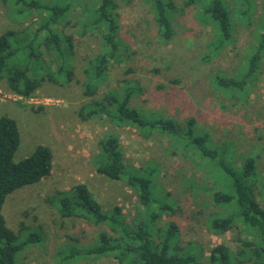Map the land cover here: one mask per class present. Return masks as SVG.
Wrapping results in <instances>:
<instances>
[{"label":"rangeland","instance_id":"1","mask_svg":"<svg viewBox=\"0 0 264 264\" xmlns=\"http://www.w3.org/2000/svg\"><path fill=\"white\" fill-rule=\"evenodd\" d=\"M38 1L51 4V0ZM116 1L121 26L119 41L127 46L124 50L128 56L123 55L121 63L108 64L107 78L94 98L121 90L126 81L136 82L139 91L132 98V106L156 116L172 117L182 126L193 118L200 131L210 133L216 147H228L236 168L244 157L253 156L257 163L255 192L264 207L257 189L264 181V57L251 84L238 87L229 81H241L245 75L248 53L256 46L264 0H224L231 15L232 37L228 44H221L217 23L202 12L209 0L191 6H186L187 0H175L179 13L173 18L174 37L169 45L162 44L157 37L153 14L145 0ZM250 4L254 8L252 22L248 23V15L243 12ZM85 6L86 3H73L72 24L64 29L73 38L74 56L62 61L66 69L74 64L73 80L65 82L60 77L58 83L42 82L32 96L45 105L0 102V118L9 115L18 124L20 144L15 162L31 155L40 145L53 152L51 175L36 185L16 190L3 205L7 226L17 235V243L23 244L15 264H118L111 256L88 253L100 233H112L107 226L89 225L80 217L63 218L48 201L56 191L69 192L74 185L83 183L105 211L120 206L126 222H134L139 210L136 190L124 180H110L97 174L92 165L99 140L111 133L120 139L125 162L152 177V210L158 211L167 204L173 207L154 222L149 220L148 226L157 241V236H163L164 229L173 222L178 233L171 239V253H191L202 264H211V250L223 244L234 258L241 257L242 250L251 255V250L243 247L242 239L247 234L239 221L222 234L211 228L213 217L239 214L236 204L217 206L211 199L210 188L220 189L214 185L216 178L212 174H219L214 164L200 159L167 132L155 130L146 137L136 127L79 117L78 111L92 99L84 95V70L103 48L100 29L92 26L85 34L81 32L87 19L89 28L96 19L93 8ZM10 8L9 2L0 0V34L6 30L21 31L39 20L38 16L26 20L32 13L26 8ZM19 10L24 12L18 13ZM25 45H29V38L23 43L13 41V48L20 51L8 64L21 69L31 68L32 63L42 65L41 59L30 57V47L22 48ZM48 60L55 76V65ZM221 79L224 84H219ZM0 88L10 91L5 80L0 82ZM33 235H40L39 242H28ZM137 259L136 253H130L125 263ZM252 262L254 258L245 264Z\"/></svg>","mask_w":264,"mask_h":264},{"label":"trees","instance_id":"2","mask_svg":"<svg viewBox=\"0 0 264 264\" xmlns=\"http://www.w3.org/2000/svg\"><path fill=\"white\" fill-rule=\"evenodd\" d=\"M2 1L9 2L11 8L19 6L31 11L26 20L37 16L39 18L33 26H28L32 31L26 28L21 31L6 30L0 34V82L5 80L10 91L26 97L36 94L45 80L53 83H58L60 77L65 82L73 80L74 64L71 63L66 69L63 63L74 56L73 38L66 35L64 29L72 24L71 13L74 2L86 3V8H93L92 12L96 19L90 28L87 19L86 24L81 26V32L85 34L88 29L93 28L92 26L100 29L103 32V48L94 59L88 61L84 70V95L92 99L78 111L79 117L82 120L100 118L119 127H136L146 137L155 130L167 132L186 149L194 151L200 159L214 164L219 170L218 175L212 174L216 178L214 185H219L220 189L210 188L211 199L217 206L236 204L239 214L236 217L215 216L211 228L215 233L222 234L233 229L239 221L244 225L247 234L245 240L241 238L243 247L249 248L252 254H245L242 250L239 252L241 257L234 258L227 246L219 244L211 250L210 262L211 264H245L254 258V262L250 264H264V207L257 200L255 192L256 158L244 157L240 167L236 168L233 165L234 156L232 159L228 147L226 145L216 147L210 133L200 131L193 118L185 121L182 126L177 119L156 116L154 112L132 106V98L139 91L136 82L126 81V85L121 90L106 92L101 98H94L107 78L108 64L121 63L123 55H127L124 50L127 46H123L119 41L121 26L117 12L118 2L93 0L90 4L89 0H51V4H46L38 0ZM145 2L151 8L157 37L162 44L169 45L174 37L173 18L179 13V7L175 0H145ZM196 3H204V0H187L186 6L197 5ZM206 5L202 8L203 14L217 23L221 44H228L232 37L229 8L224 0H209ZM253 8L254 6L250 4L248 10L243 12L248 15V23L252 22ZM23 12V10L18 11V13ZM258 23L260 24L257 26L256 46L248 53L243 79L229 80L234 86L244 87L247 83L251 84V78L264 57V12ZM26 31H30V34ZM27 38L29 45L22 48L30 47V57L41 59L44 65L37 66L32 63L29 64L31 68L26 69L10 66L8 60L20 51V48H13V41L23 43ZM47 59L50 60H48L50 65H55V76H52L53 73L50 71L52 68L49 67ZM244 63L245 59L242 64ZM39 72H42L41 76H35ZM224 83L223 79L219 81V84ZM19 144L20 132L16 120L8 115L2 116L0 118V264H15V256L23 247V244L17 243V235L7 226L3 215L2 209L6 198L22 187L36 185L49 177L53 170V152L45 145L38 146L31 155L15 162L14 155ZM92 165L97 174L110 180H124L128 186L136 190L139 210L137 218L130 224L126 222L120 206L105 211L88 186L83 183L74 185L69 192L56 191L53 197H49L48 201L61 217H80L89 225H105L110 229L111 234L108 232L99 234L97 242L89 247V254H96L99 257L111 256L118 264H202L194 254L171 253V239L178 233V227L173 222L164 229L163 236L158 233V241L156 240L148 226L149 220L154 222L160 214L173 207L167 204L161 206L158 211L152 210L153 179L125 162L117 134H107L99 140L98 152L92 159ZM257 189L264 203V181L257 186ZM159 231L162 233V230ZM249 236L254 239L248 238ZM40 239V235H33L28 242L35 244ZM130 253H136L138 259L125 263L126 255Z\"/></svg>","mask_w":264,"mask_h":264},{"label":"built area","instance_id":"3","mask_svg":"<svg viewBox=\"0 0 264 264\" xmlns=\"http://www.w3.org/2000/svg\"><path fill=\"white\" fill-rule=\"evenodd\" d=\"M0 102H19L20 104L28 105H45V102H40L35 96L26 97L12 91H7L0 88Z\"/></svg>","mask_w":264,"mask_h":264},{"label":"crops","instance_id":"4","mask_svg":"<svg viewBox=\"0 0 264 264\" xmlns=\"http://www.w3.org/2000/svg\"><path fill=\"white\" fill-rule=\"evenodd\" d=\"M11 109H12V108H9V110H11ZM9 110H8V111H9ZM8 116H9V115H8Z\"/></svg>","mask_w":264,"mask_h":264}]
</instances>
